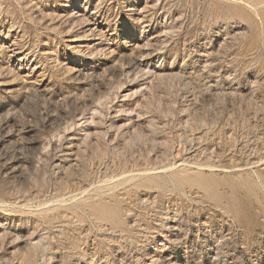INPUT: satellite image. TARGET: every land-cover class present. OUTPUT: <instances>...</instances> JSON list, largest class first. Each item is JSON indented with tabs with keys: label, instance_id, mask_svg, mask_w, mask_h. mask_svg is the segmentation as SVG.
I'll return each mask as SVG.
<instances>
[{
	"label": "rangeland",
	"instance_id": "374dc122",
	"mask_svg": "<svg viewBox=\"0 0 264 264\" xmlns=\"http://www.w3.org/2000/svg\"><path fill=\"white\" fill-rule=\"evenodd\" d=\"M0 264H264V0H0Z\"/></svg>",
	"mask_w": 264,
	"mask_h": 264
}]
</instances>
